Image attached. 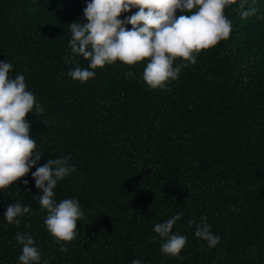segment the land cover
<instances>
[{
    "label": "trees",
    "instance_id": "1",
    "mask_svg": "<svg viewBox=\"0 0 264 264\" xmlns=\"http://www.w3.org/2000/svg\"><path fill=\"white\" fill-rule=\"evenodd\" d=\"M88 2L0 0V62L13 65V78L24 75L43 107L27 116L39 164L71 157L76 171L54 198L77 199L84 213L76 238L58 243L33 168L0 191V264H19L17 233L32 235L40 264H264V0H247L245 9H258L247 19L243 0L226 8L230 38L163 89L143 81L146 62L106 65L86 83L68 75L88 66L69 47V24L86 22ZM9 203L31 212L9 224ZM179 213L173 234L187 245L176 258L160 251L153 228ZM202 217L220 238L215 247L195 236Z\"/></svg>",
    "mask_w": 264,
    "mask_h": 264
},
{
    "label": "clouds",
    "instance_id": "2",
    "mask_svg": "<svg viewBox=\"0 0 264 264\" xmlns=\"http://www.w3.org/2000/svg\"><path fill=\"white\" fill-rule=\"evenodd\" d=\"M243 0L238 7L242 19L257 14L258 9H245ZM255 0H253V3ZM237 0H90L84 8V23L69 24L72 52L88 61L86 68L77 66L68 75L75 81L86 83L94 78L95 71L106 65L122 62L126 66L145 63L142 79L151 89H163L179 77L182 68L195 65L197 56L230 38L232 22L226 8ZM133 9H136L133 12ZM182 13L177 15V13ZM125 13H132L122 19ZM264 19V16L259 17ZM126 25H131L129 30ZM181 63L177 66L176 61ZM13 65L0 62V191L6 190L31 172L35 187L42 191L39 205L46 210L44 224L47 231L60 244L72 242L79 234L78 222L84 217L77 199L55 200L57 183L76 171L70 156L50 158L46 164L39 162L44 156L37 151L32 138L29 114L41 116L43 107L28 90L23 74L10 75ZM132 73L126 74L131 77ZM27 184V180H24ZM30 191V189H29ZM31 212L20 203H9L3 219L9 224H19L18 217ZM183 213L156 223L153 231L161 238L160 251L181 258L187 237L173 234V227ZM196 226L195 236L215 247L220 238L213 235L207 217ZM195 221H189L191 226ZM16 241L22 245L19 264H40L41 253L29 234L17 233ZM67 252L66 247L61 248ZM132 264H142L139 259Z\"/></svg>",
    "mask_w": 264,
    "mask_h": 264
}]
</instances>
